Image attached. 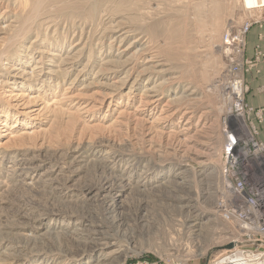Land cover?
I'll return each mask as SVG.
<instances>
[{
	"label": "rangeland",
	"instance_id": "374dc122",
	"mask_svg": "<svg viewBox=\"0 0 264 264\" xmlns=\"http://www.w3.org/2000/svg\"><path fill=\"white\" fill-rule=\"evenodd\" d=\"M251 20L241 0H0V264L222 261V39Z\"/></svg>",
	"mask_w": 264,
	"mask_h": 264
},
{
	"label": "built area",
	"instance_id": "2783aa9c",
	"mask_svg": "<svg viewBox=\"0 0 264 264\" xmlns=\"http://www.w3.org/2000/svg\"><path fill=\"white\" fill-rule=\"evenodd\" d=\"M253 21L237 28L228 27L222 39L229 55L235 56L229 58L226 81L222 83L225 109L222 188L213 210L219 220L232 226V235L238 236L237 246L229 249L223 264H264V139L261 138L264 107L247 104L249 89L245 79V73L264 64L261 47L254 59L245 58L246 39ZM239 82L243 86L237 100L233 89ZM260 89L264 92V85Z\"/></svg>",
	"mask_w": 264,
	"mask_h": 264
},
{
	"label": "bare ground",
	"instance_id": "6f19581e",
	"mask_svg": "<svg viewBox=\"0 0 264 264\" xmlns=\"http://www.w3.org/2000/svg\"><path fill=\"white\" fill-rule=\"evenodd\" d=\"M242 1V4H243V8H244V10L246 11V12H248V14H250V15H252V13H255V12H257V13H261V15H264V0H241ZM38 9V8H37ZM39 16V11L37 10L36 11V9H35V12H34V14H33V16L30 18H26V21H22V23L21 22H16V24L14 25V33H13V35H14V37H22L23 36V34L24 33H26V31L28 30V29H30L31 28V26H32V24L35 22V24H36V20H37V17ZM254 17V16H253ZM262 17V16H261ZM251 19V18H250ZM114 27H116V26H114ZM118 28V27H117ZM116 29V28H115ZM114 29V30H115ZM125 29V28H124ZM115 32H116V34H115V36H113V41L111 42L112 44L111 45H113V44H115V42H117V41H119L120 42V45L128 38V34H130V32H128V31H125V30H123V28H121V29H117V30H115ZM224 35V34H223ZM13 37V36H12ZM110 37H112V36H110ZM14 38H12V40H13ZM104 39V38H103ZM102 39V40H103ZM12 40H11V42H12ZM15 40V39H14ZM110 40V39H109ZM10 41V40H9ZM138 41V40H137ZM99 42V41H98ZM102 42V41H101ZM141 41H138V42H133V44L131 43L129 46H127V48H125V49H120L119 51H118V55H117V60H121L122 58H124V57H126L128 54H129V52H130V50H131V48H132V46H135L137 43H140ZM144 42V41H143ZM246 42H247V39H246ZM58 45V44H57ZM144 45V44H143ZM112 47V46H111ZM110 47V48H111ZM74 51V49L72 50V52ZM8 52V51H7ZM78 53V52H77ZM111 53V52H110ZM70 55L71 54H69L68 55V58H67V61H69V59L71 58V57H73V53H72V56L70 57ZM110 55V54H109ZM3 55H0V62H3L2 60H3V57H2ZM5 56V55H4ZM108 57V56H107ZM114 57V56H113ZM74 60V59H73ZM72 60V61H73ZM102 60V62L101 63H103V64H108L107 62H103L104 60H105V58L103 57V59H101ZM107 60V59H106ZM71 61V62H72ZM109 61V60H108ZM115 61V60H114ZM124 61V60H123ZM117 62V61H116ZM66 63V62H65ZM1 64V63H0ZM4 64V63H3ZM6 64V63H5ZM67 64V63H66ZM57 66H59V65H57ZM149 68H150V66H149ZM121 69V68H120ZM157 70V69H156ZM51 71H55V70H53V69H51ZM120 71V70H119ZM119 71H115V73L116 72H119ZM243 76H244V74L243 73H241ZM125 78H127V79H130V78H132V76H130V75H128V74H126V76H125ZM141 78L140 77H137V76H135L134 77V81H133V83H135L136 84V82H138L139 80H140ZM157 85V84H156ZM242 86H243V84L241 83V82H239V83H235V85H234V91H235V94H237L236 96H237V100H238V98H240L239 96L242 94L241 93V91H242ZM145 93H146V95L148 94L149 96H151V97H158L157 95H155L154 93H155V87L154 86H151V87H147L146 89H145ZM189 95V94H188ZM160 99H158L157 101H159ZM223 110H224V108H223ZM224 119V118H223ZM223 119H222V121H223ZM222 126H223V128L225 127L224 126V121L222 122ZM222 133H223V130H222ZM223 143H224V141H223ZM221 157H222V152H221ZM223 164V163H222ZM99 168H100V166H99ZM105 168V167H104ZM103 172V171H102ZM99 173H101V172H99ZM104 175V174H103ZM102 175V176H103ZM180 175V174H179ZM99 176H100V174H99ZM104 177H105V175H104ZM184 178V177H183ZM102 179H104V178H102ZM140 181V180H139ZM170 181V180H169ZM184 181V180H183ZM182 182V181H181ZM187 182V181H186ZM171 183V182H170ZM182 184L183 185H187L185 182H182ZM189 184V183H188ZM175 185V184H174ZM182 185V186H183ZM102 187H101V189H100V192H104V190L105 191H107V190H110L111 188H112V183H110V181H104L103 183H102V185H101ZM180 186H181V184H180ZM114 205H116V203H113ZM113 208V207H112ZM122 208V207H121ZM184 208V207H183ZM113 214V213H112ZM117 222V221H116ZM194 225H196V224H194ZM201 225V224H200ZM199 225V226H200ZM202 226V225H201ZM192 228V227H191ZM238 237V236H237ZM237 240H234V242L232 243V244H235V246H237L236 245V242ZM96 242V241H95ZM95 245V244H94ZM108 247H106V249H107ZM112 250V249H111ZM124 250V249H123ZM121 252V251H120ZM124 252V251H123ZM119 255V254H118ZM122 255L124 256V254L122 253ZM101 258V257H100ZM105 258V257H104ZM111 260V259H110ZM116 260V259H115ZM227 259L226 258H223V260L220 262L221 264H223V262L224 261H226Z\"/></svg>",
	"mask_w": 264,
	"mask_h": 264
},
{
	"label": "crops",
	"instance_id": "0c3cea01",
	"mask_svg": "<svg viewBox=\"0 0 264 264\" xmlns=\"http://www.w3.org/2000/svg\"><path fill=\"white\" fill-rule=\"evenodd\" d=\"M253 29L247 36V48L245 58L254 59L255 53L261 47L264 50V21L253 25ZM257 69L260 72H257ZM245 79L249 92L246 95L247 104L252 107H264V92L260 89L264 85V64L245 73ZM261 138L264 139V125L261 127Z\"/></svg>",
	"mask_w": 264,
	"mask_h": 264
},
{
	"label": "water",
	"instance_id": "95a60500",
	"mask_svg": "<svg viewBox=\"0 0 264 264\" xmlns=\"http://www.w3.org/2000/svg\"><path fill=\"white\" fill-rule=\"evenodd\" d=\"M234 247V244H232V243H229V245L227 246V248L226 249H232Z\"/></svg>",
	"mask_w": 264,
	"mask_h": 264
}]
</instances>
